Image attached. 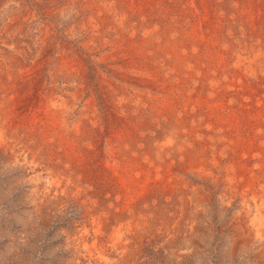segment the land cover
Wrapping results in <instances>:
<instances>
[{
    "label": "rangeland",
    "instance_id": "rangeland-1",
    "mask_svg": "<svg viewBox=\"0 0 264 264\" xmlns=\"http://www.w3.org/2000/svg\"><path fill=\"white\" fill-rule=\"evenodd\" d=\"M0 123V264H264V0H0Z\"/></svg>",
    "mask_w": 264,
    "mask_h": 264
},
{
    "label": "bare ground",
    "instance_id": "bare-ground-1",
    "mask_svg": "<svg viewBox=\"0 0 264 264\" xmlns=\"http://www.w3.org/2000/svg\"><path fill=\"white\" fill-rule=\"evenodd\" d=\"M199 22V21H198ZM262 22V21H261ZM199 26V25H198ZM203 32H205V31H203ZM207 32V31H206ZM210 33V32H209ZM203 35L205 36V33H203ZM100 56V55H99ZM103 64V63H102ZM204 72V71H203ZM30 86V85H29ZM162 86V85H161ZM168 86V85H167ZM149 87V86H148ZM163 87V86H162ZM167 88V87H166ZM18 89H19V87H18ZM23 89V88H22ZM170 90V89H169ZM166 92V91H165ZM22 93V92H21ZM141 93V92H140ZM222 94V93H221ZM25 96V95H24ZM36 97V96H35ZM114 97V96H113ZM43 101V100H42ZM64 102V101H63ZM90 102V101H89ZM80 103V102H79ZM50 104V103H49ZM52 104V103H51ZM55 105V104H54ZM19 107V106H18ZM59 107H60V105H59ZM105 107V106H104ZM16 108V107H15ZM14 108V109H15ZM23 108V107H22ZM63 108V107H62ZM107 108V107H106ZM27 109V108H26ZM54 109V108H53ZM226 109V108H225ZM4 110V109H3ZM130 110V109H129ZM240 110V109H239ZM16 111H17V109H16ZM52 111V110H51ZM49 112V111H48ZM108 112V111H107ZM215 113V112H214ZM47 114V113H46ZM81 114V113H80ZM128 114V113H127ZM36 115V114H35ZM43 115H45V114H43ZM2 116V115H1ZM38 116V115H37ZM46 116V115H45ZM82 116V115H81ZM39 117V116H38ZM64 117H66V116H64ZM41 119H42V117H41ZM79 119H81V118H79ZM83 120H85V119H83ZM38 121V120H37ZM36 121V122H37ZM60 121V120H59ZM59 121H58V123H59ZM122 122V121H121ZM183 122V121H182ZM82 123V122H81ZM1 124V123H0ZM8 124V123H7ZM46 124V123H45ZM64 124V123H63ZM77 124H79V123H77ZM2 125V124H1ZM6 125V124H5ZM80 125V124H79ZM82 125V124H81ZM69 126V125H68ZM77 127H80V126H77ZM42 128V127H41ZM55 128V127H54ZM2 129V128H1ZM6 129H8V128H6ZM59 129V128H58ZM66 129H69V128H66ZM80 130V129H79ZM112 130V129H111ZM109 131V130H108ZM195 133V132H194ZM4 136V135H3ZM252 136V135H251ZM7 137V136H6ZM5 138V137H4ZM9 139V138H8ZM103 139V138H102ZM4 140V139H3ZM46 140V139H45ZM221 140V139H220ZM219 141V140H218ZM4 142H6V141H4ZM242 142H243V140H242ZM3 143V142H2ZM78 144V143H77ZM106 144V143H105ZM164 145V144H163ZM245 145V144H244ZM182 150V149H181ZM189 150V149H188ZM186 151V150H185ZM179 154V153H178ZM184 154V153H183ZM68 155V154H67ZM70 155V154H69ZM180 157V156H179ZM224 158V157H223ZM186 160V159H185ZM171 161V160H170ZM232 161V160H231ZM111 162V161H110ZM204 163H206V161L204 162ZM216 163V162H215ZM116 164V163H115ZM175 164V163H174ZM195 164V163H194ZM203 164V163H202ZM176 165H179V164H176ZM176 165H174V166H176ZM182 165V164H181ZM201 165V164H200ZM199 165V166H200ZM209 165V164H208ZM225 165V164H224ZM228 165V164H227ZM116 166V165H115ZM180 166V165H179ZM213 166V165H212ZM194 167H196L195 165H194ZM206 167V166H205ZM177 168V167H176ZM179 168V167H178ZM181 168V167H180ZM199 168V167H198ZM218 168V167H217ZM221 168V167H220ZM184 169V168H183ZM215 169H216V167H215ZM216 171V170H215ZM168 172V171H167ZM180 172V171H179ZM189 172V171H188ZM192 172H193V170H192ZM116 173H118V172H116ZM204 173V172H203ZM184 174H187V173H184ZM227 174V173H226ZM119 175V174H118ZM163 175V174H162ZM170 175V174H169ZM198 175V174H197ZM230 175H231V173H230ZM150 176V175H149ZM173 176V175H172ZM178 176V175H177ZM180 176V175H179ZM215 176V175H214ZM183 177V176H182ZM185 177V176H184ZM199 177V176H198ZM241 179V178H240ZM186 180V179H185ZM231 182H233V181H231ZM223 183V182H222ZM227 183V182H226ZM229 184V183H228ZM236 184V183H235ZM232 185V184H231ZM132 187V186H131ZM229 187V186H228ZM237 188H239V187H237ZM244 188V187H243ZM232 190V189H231ZM246 190V189H245ZM140 191V190H139ZM228 191V190H227ZM243 192V191H242ZM234 194V193H233ZM240 194V193H239ZM249 195V194H248ZM262 198V197H261ZM255 200V199H254ZM253 200V201H254ZM244 201V200H243ZM243 204V203H242ZM136 206V205H135ZM256 206H257V204H256ZM243 212V211H242ZM258 212V211H257ZM255 214V213H254ZM256 215V214H255ZM260 219H263V221H264V212H260ZM262 222V221H261ZM248 226V225H247ZM251 230V229H250ZM256 230H258V229H256ZM260 230V229H259ZM263 233V232H262ZM261 233V234H262ZM260 235V234H259ZM249 236V235H248ZM257 237V236H256ZM116 238V237H115ZM117 242V241H116ZM97 250V249H96ZM100 250V249H99ZM100 253V252H99ZM103 255V254H102Z\"/></svg>",
    "mask_w": 264,
    "mask_h": 264
}]
</instances>
